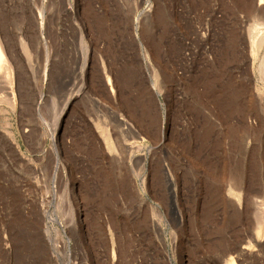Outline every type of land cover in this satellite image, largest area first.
<instances>
[{
  "label": "rangeland",
  "instance_id": "374dc122",
  "mask_svg": "<svg viewBox=\"0 0 264 264\" xmlns=\"http://www.w3.org/2000/svg\"><path fill=\"white\" fill-rule=\"evenodd\" d=\"M254 30L264 0H0V264H264Z\"/></svg>",
  "mask_w": 264,
  "mask_h": 264
},
{
  "label": "bare ground",
  "instance_id": "6f19581e",
  "mask_svg": "<svg viewBox=\"0 0 264 264\" xmlns=\"http://www.w3.org/2000/svg\"><path fill=\"white\" fill-rule=\"evenodd\" d=\"M264 33H261L260 32V30H254V31H252V33H251V43H252V48L254 49L255 47H257V46H260V44L264 41V35H263ZM263 44V43H262ZM256 49V48H255ZM6 57H5V50H4V47H3V44H2V41H1V39H0V71H6V69L8 68V66H7V64H6ZM128 72V71H127ZM130 74V73H129ZM130 76V75H129ZM108 77V76H107ZM107 83L109 84V89H110V82H109V79H107ZM112 89V88H111ZM117 119V118H116ZM119 119V118H118ZM120 120H123V118L122 119H120ZM119 120V121H120ZM118 121V120H117ZM119 123V122H118ZM125 123V122H124ZM123 123V124H124ZM119 124H121V123H119ZM127 124V123H126ZM128 125V124H127ZM130 126V125H129ZM126 128V127H125ZM129 129V128H128ZM128 129L126 128V129H124V132L125 131H128ZM131 129V128H130ZM121 130V129H120ZM123 130V129H122ZM120 132V131H119ZM120 139V138H119ZM120 143V142H119ZM124 143V142H123ZM127 144V143H126ZM123 147H124V145H122ZM121 146V149L122 150H126L127 148H128V146H125L124 148ZM125 152V151H124ZM109 203H112V201L110 202H108L107 203V205L109 204ZM106 205V206H107ZM111 206H113V205H111ZM103 207H105V206H103ZM108 207V206H107ZM107 207H105V209L107 208ZM114 208V207H113ZM113 208L110 210V208H108L107 210H110V214H109V211H108V213L107 214H109V215H107V216H109L107 219H109V221L112 223V222H114V216H115V209L113 210ZM104 209V210H105ZM100 210V209H99ZM102 211V210H101ZM108 221V220H107ZM108 221V222H109ZM99 222H102V221H99ZM109 222V223H110ZM100 224V223H99ZM101 225V224H100ZM100 225L98 226V228H101L100 227ZM103 225V224H102ZM101 225V226H102ZM102 229V228H101ZM111 229V228H110ZM100 231V230H99Z\"/></svg>",
  "mask_w": 264,
  "mask_h": 264
}]
</instances>
